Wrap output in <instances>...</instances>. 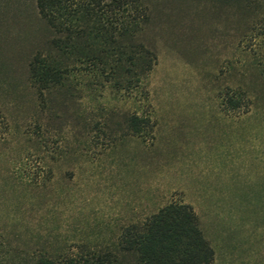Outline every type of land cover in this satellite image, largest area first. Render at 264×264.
I'll use <instances>...</instances> for the list:
<instances>
[{
    "label": "rangeland",
    "instance_id": "obj_1",
    "mask_svg": "<svg viewBox=\"0 0 264 264\" xmlns=\"http://www.w3.org/2000/svg\"><path fill=\"white\" fill-rule=\"evenodd\" d=\"M142 2L151 15L143 41L158 56L144 93L84 89L41 107L28 64L52 34L35 0H0V109L10 124L0 229L96 244L182 203L198 216L213 264H264V40L236 5ZM128 114L150 117L153 134L128 135ZM34 178L54 185L32 192Z\"/></svg>",
    "mask_w": 264,
    "mask_h": 264
},
{
    "label": "trees",
    "instance_id": "obj_2",
    "mask_svg": "<svg viewBox=\"0 0 264 264\" xmlns=\"http://www.w3.org/2000/svg\"><path fill=\"white\" fill-rule=\"evenodd\" d=\"M216 1L236 5L250 17V35L264 40V0ZM35 5L52 34L28 64V84L41 107L59 98L65 105L84 89L111 90L129 99L144 93L158 56L143 41L151 15L142 0H35ZM34 125L30 135L39 139L41 127ZM123 125L133 137L154 132L151 118L138 114L125 115ZM100 127L97 123L94 130L106 136ZM9 133L0 109V143ZM53 185L34 178L26 186L43 193ZM214 259L198 216L182 203H171L96 244L32 229H0V264H213Z\"/></svg>",
    "mask_w": 264,
    "mask_h": 264
}]
</instances>
